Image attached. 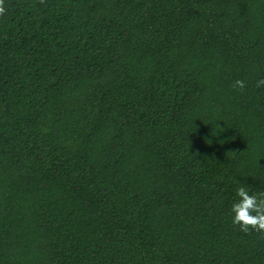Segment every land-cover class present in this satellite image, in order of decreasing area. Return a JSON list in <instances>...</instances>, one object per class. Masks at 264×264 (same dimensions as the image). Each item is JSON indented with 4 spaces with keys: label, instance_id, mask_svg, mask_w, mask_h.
I'll return each instance as SVG.
<instances>
[{
    "label": "trees",
    "instance_id": "1",
    "mask_svg": "<svg viewBox=\"0 0 264 264\" xmlns=\"http://www.w3.org/2000/svg\"><path fill=\"white\" fill-rule=\"evenodd\" d=\"M3 6L0 264H264V0Z\"/></svg>",
    "mask_w": 264,
    "mask_h": 264
},
{
    "label": "clouds",
    "instance_id": "2",
    "mask_svg": "<svg viewBox=\"0 0 264 264\" xmlns=\"http://www.w3.org/2000/svg\"><path fill=\"white\" fill-rule=\"evenodd\" d=\"M4 0H0V15L4 14ZM258 88L264 87V79L256 82ZM247 87L245 80L237 79L233 82V88L243 90ZM238 200L232 205V223L239 230L248 233L255 231L264 233V191L253 192L249 186L241 185L236 190Z\"/></svg>",
    "mask_w": 264,
    "mask_h": 264
}]
</instances>
